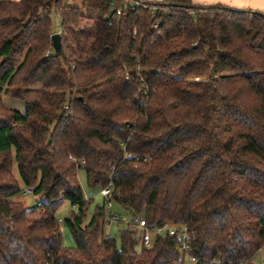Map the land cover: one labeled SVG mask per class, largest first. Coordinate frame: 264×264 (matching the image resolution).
Returning <instances> with one entry per match:
<instances>
[{
	"label": "trees",
	"instance_id": "16d2710c",
	"mask_svg": "<svg viewBox=\"0 0 264 264\" xmlns=\"http://www.w3.org/2000/svg\"><path fill=\"white\" fill-rule=\"evenodd\" d=\"M68 1L0 0V264H189L178 234L154 233L151 247L128 226L107 235L106 203L87 221L81 172L151 229L186 228L202 264H255L264 12L193 0H116L114 10L99 0L86 12L92 0ZM25 188L41 198L33 208L18 199ZM66 201L74 247L56 217Z\"/></svg>",
	"mask_w": 264,
	"mask_h": 264
},
{
	"label": "rangeland",
	"instance_id": "374dc122",
	"mask_svg": "<svg viewBox=\"0 0 264 264\" xmlns=\"http://www.w3.org/2000/svg\"><path fill=\"white\" fill-rule=\"evenodd\" d=\"M114 2V5L110 7V10H114L115 8L119 7L120 4L116 1V0H112ZM68 3L71 4H76V5H82L83 1L82 0H69ZM93 6H89V4L86 2L85 5V11L86 12H90L91 10H97L100 9L102 7V1L99 0H92ZM53 18V32L54 34L56 33H60V19L53 14L52 15ZM4 103L7 107L18 110L20 112H24L25 111V105L23 104V102L19 101V100H15V99H11L9 97H5L3 98ZM80 183L81 186L83 188V191L87 197V199L89 198L90 201V205H89V210H88V215H87V221H89L91 219V216L93 215L96 207L98 205L103 206V204L105 203L104 198L100 195V191L101 190H92L90 189L87 185H86V181H85V174L83 172L80 173ZM28 189V188H27ZM18 199H20L21 201H23L26 206L28 208H33L35 207L40 201L41 198L39 196H36L34 194H23L21 193L18 196ZM72 211H75V209L73 208V206L69 203V202H63L60 206V208L57 211L56 217L59 221V225H60V233L63 237V243L66 247H74L75 243L74 240L69 232V230L67 229L66 225H65V219L68 218L71 214ZM113 214H118L120 216H125L128 213L125 212V210L118 204L113 203V207L111 209ZM121 225L118 224H113V225H106L105 227V233L107 235L113 236L118 238V233L119 230L121 229ZM255 264H264V254L262 252L258 253V255L256 256L255 260H254Z\"/></svg>",
	"mask_w": 264,
	"mask_h": 264
},
{
	"label": "built area",
	"instance_id": "2783aa9c",
	"mask_svg": "<svg viewBox=\"0 0 264 264\" xmlns=\"http://www.w3.org/2000/svg\"><path fill=\"white\" fill-rule=\"evenodd\" d=\"M114 5V2H111V6ZM139 6V4H131L130 9L132 11H134L137 7ZM124 8V7H123ZM123 8H119L117 9V14L120 15ZM157 24L155 25V28H157ZM136 33V31H135ZM49 52H47L46 55H48ZM125 78L128 79V74H125ZM81 164H85L84 161L80 162ZM32 193V191L30 189L25 188L23 190V194H30ZM100 195L104 198L105 203H106V207L109 210V215H108V219L107 222L109 224H119V225H123V226H128L130 227L132 230H136L139 232L140 236L143 238L144 240V244L146 247H151L152 246V234H169L170 236H176L178 234L179 239H180V250L182 251V253H184L185 255H187V262L189 264H202L199 260H197L196 258H194L193 256H190L189 251H190V236H189V232L186 228H182L179 230H177L176 227H172V226H161V227H157V228H153L151 229L148 226V222L144 217L141 216H135V215H125V216H120L118 214H113L111 209L113 207V200L111 198V190L109 188H105L102 189L100 191ZM87 201H91L89 198L87 199ZM214 264H223V262L221 260H215L213 262Z\"/></svg>",
	"mask_w": 264,
	"mask_h": 264
},
{
	"label": "crops",
	"instance_id": "0c3cea01",
	"mask_svg": "<svg viewBox=\"0 0 264 264\" xmlns=\"http://www.w3.org/2000/svg\"><path fill=\"white\" fill-rule=\"evenodd\" d=\"M20 1V0H11ZM153 3H161L166 0H144ZM195 5L209 6V5H224L235 9H249L264 12V0H193Z\"/></svg>",
	"mask_w": 264,
	"mask_h": 264
},
{
	"label": "water",
	"instance_id": "95a60500",
	"mask_svg": "<svg viewBox=\"0 0 264 264\" xmlns=\"http://www.w3.org/2000/svg\"><path fill=\"white\" fill-rule=\"evenodd\" d=\"M52 44L55 50V54L59 56L62 52V44H61V35L60 33H56L52 35Z\"/></svg>",
	"mask_w": 264,
	"mask_h": 264
}]
</instances>
